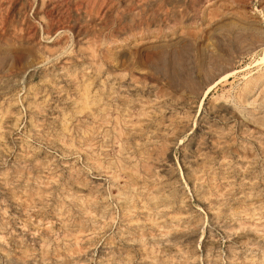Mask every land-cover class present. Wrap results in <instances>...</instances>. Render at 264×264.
I'll use <instances>...</instances> for the list:
<instances>
[{
    "label": "rangeland",
    "instance_id": "374dc122",
    "mask_svg": "<svg viewBox=\"0 0 264 264\" xmlns=\"http://www.w3.org/2000/svg\"><path fill=\"white\" fill-rule=\"evenodd\" d=\"M114 23L116 26H112ZM261 57H264V0H0V132L5 135L8 132L4 137L0 134V263L127 264L128 261V264H264V60ZM228 72L229 76L223 78ZM23 97L29 99L27 103ZM12 117L17 118L16 121ZM179 117L181 119L178 120ZM12 123L16 124L15 127ZM4 148L7 149L5 152ZM255 153H258L257 156ZM230 154L234 159L231 160ZM162 163H166L165 166ZM175 171H179V175ZM16 179L19 181L14 182ZM178 182L183 183L179 185ZM181 186L186 187V192ZM142 193L143 198H139ZM157 200L159 202H155ZM162 212L163 215H160ZM87 239L96 241L90 243ZM205 245H209L208 248Z\"/></svg>",
    "mask_w": 264,
    "mask_h": 264
},
{
    "label": "bare ground",
    "instance_id": "6f19581e",
    "mask_svg": "<svg viewBox=\"0 0 264 264\" xmlns=\"http://www.w3.org/2000/svg\"><path fill=\"white\" fill-rule=\"evenodd\" d=\"M35 1H36V0H35ZM72 1H73V0H72ZM93 1H94V0H93ZM142 1H143V0H142ZM49 4H50V3H49ZM13 5H14V4H13ZM31 5H32V4H31ZM16 6H17V5H16ZM110 6H111V5H110ZM11 7H12V6H11ZM6 8H7V7H6ZM15 8H16V7H15ZM29 8H31V6H30ZM12 9H13V8H12ZM32 9H34V8L32 7ZM86 9H87V8H86ZM10 10H11V9H10ZM10 10H9V11H10ZM30 10H31V9H30ZM119 11H121V10H119ZM30 12H31V11H30ZM81 12H82V11H81ZM87 12H88V11H87ZM113 16H114V15H113ZM128 19H129V17H128ZM85 20H86V19H85ZM93 21H94V20H93ZM113 22H114V21H113ZM123 23H124V22H123ZM138 24H139V23H138ZM114 25H115V23L112 24V26H114ZM115 26H116V25H115ZM91 27H92V26H91ZM108 27H110V26H108ZM61 28H62V27H61ZM61 28H60V29H61ZM106 28H107V27H106ZM115 28H116V27H115ZM62 29H63V28H62ZM57 30H58V29H57ZM114 30H115V29H114ZM85 31H86V30H85ZM79 32H80V31H79ZM93 32H94V31H93ZM93 32H92V33H93ZM102 32H103V31H102ZM106 32H107V31H106ZM53 33H54V32H53ZM56 33H57V32H56ZM59 33H60V32H59ZM67 33H68V32H67ZM113 34H114V33H113ZM58 35H59V34H58ZM106 35H107V33H106ZM61 37H62V36H61ZM100 37H101V36H100ZM112 37H113V36H112ZM49 38H50V36H49ZM100 39H101V38H100ZM97 41H98V40H97ZM98 42H99V41H98ZM67 43H68V42H67ZM89 44H90V43H89ZM92 45H93V44H92ZM68 46H69V45H68ZM89 49H90V48H89ZM66 50H67V48H66ZM97 51H98V50H97ZM98 52H99V51H98ZM99 55H100V54H99ZM99 58H100V57H99ZM48 60H49V59H48ZM48 60H47V61H48ZM261 60H264V57H261ZM47 61H45V62L48 63ZM101 61H102V60H101ZM45 62H44V63H45ZM50 62H51V61H50ZM78 63H79V62H78ZM100 63H101V62H100ZM85 64H86V63H85ZM102 64H103V63H102ZM73 65H74V63H73ZM76 65H77V64H75V66H76ZM86 65H87V64H86ZM89 65H90V64H89ZM49 66H50V65H49ZM70 66H71V65H70ZM77 66H78V65H77ZM79 66H80V65H79ZM79 66H78V67H79ZM36 67H37V66H36ZM36 67H35V68H36ZM57 67H58V66H57ZM71 67H72V66H71ZM71 67H69V68H71ZM98 67H99V66H98ZM100 67H101V66H100ZM73 68H74V67H73ZM76 68H77V67H76ZM105 68H106V67H105ZM109 68H110V67H109ZM60 69H62V71H63V68H60ZM90 69H92V67H91ZM26 70H27V69H26ZM45 70H46V69H45ZM71 70H73V69H71ZM79 70H80V68H79ZM94 70H95V69H93V71H94ZM121 70H123V69H121ZM234 70H235V69H234ZM244 70H245V69H244ZM31 71H32V70H31ZM31 71H30V72H31ZM54 71H55V70H54ZM57 71H58V70H57ZM68 71H69V70H68ZM74 71H75V70H74ZM102 71H103V70H102ZM107 71H108V70H107ZM110 71H111V70H110ZM227 71H228V70H227ZM229 71H230L231 73H233V72H232L233 70H232V71L229 70ZM235 71H236V70H235ZM235 71H234V72H235ZM24 72H25V71H24ZM30 72H29V74H30ZM32 72H34V71H32ZM44 72H45V71H44ZM46 72H47V71H46ZM72 72H73V71H72ZM91 72H92V71H91ZM99 72H101V71H99ZM103 72H104V71H103ZM108 72H109V71H108ZM112 72H113V71H112ZM140 72H141V71H140ZM230 72H228L227 74H225V75L223 76V78L228 77L229 74H230ZM47 73H48V72H47ZM53 73H55V72H53ZM86 73H87V72H85V75H86ZM117 73H118V72H117ZM120 73H121V72H120ZM126 73H127V72H126ZM236 73H237V72H236ZM50 74H51V73H50ZM57 74H58V73H57ZM69 74H70V73H69ZM89 74H90V70H89ZM93 74H94V72H93ZM96 74H97V73H96ZM96 74H94V75H96ZM106 74H107V73H106ZM112 74H113V73H112ZM123 74H124V73H123ZM131 74H132V73H131ZM223 74H224V73H223ZM16 75H17V74H16ZM32 75H33V73H32ZM43 75H44V74H43ZM51 75H52V74H51ZM54 75H55V74H54ZM63 75H64V74H63ZM75 75H76V74H75ZM87 75H88V74H87ZM90 75H91V74H90ZM101 75H102V74H101ZM107 75H108V74H107ZM110 75H111V74H110ZM116 75H117V74H116ZM118 75H119V74H118ZM17 76H18V75H17ZM30 76H31V75H30ZM45 76H46V75H45ZM49 76H50V75H49ZM52 76H53V75H52ZM97 76L99 77L100 75H97ZM112 76H115V75H112ZM122 76H123V75H122ZM131 76H132V75H131ZM220 76H221V75H220ZM2 77H3V76H2ZM22 77H23V76H22ZM77 77H78V76H77ZM86 77H87V76H86ZM88 77L91 78V76H88ZM128 77H129V76H128ZM30 78H31V77H30ZM57 78H58V77H57ZM59 78H60V77H59ZM59 78H58V79H59ZM61 78H62V77H61ZM94 78H95V76H94ZM94 78H93V79H94ZM99 78H100V77H99ZM99 78H98V80H99ZM106 78H107V77H106ZM115 78L117 79V77H115ZM121 78H123V77H121ZM130 78H131V77H130ZM18 79H20V78H18ZM38 79H40V78H38ZM47 79H48V78H47ZM58 79H57V80H58ZM62 79H63V78H62ZM68 79H69V78H68ZM68 79H67V80H68ZM84 79L87 80V78H84ZM88 79H89V78H88ZM152 79H154V77H153ZM2 80H4V79H2ZM41 80H42V77H41ZM49 80H50V77H49ZM60 80H61V79H60ZM60 80H58V81H60ZM89 80H90V79H89ZM94 80H95V79H94ZM105 80H106V79H105ZM105 80L103 79V81H105ZM117 80H118V79H117ZM16 81H17V80H16ZM24 81H25V79H24ZM27 81H28V80H27ZM31 81H32V80H31ZM42 81H43V80H42ZM47 81H48V80H47ZM54 81H55V80H54ZM95 81H96V80H95ZM95 81H94V82H95ZM139 81H140V78H139ZM149 81H150V80H149ZM248 81H249V80H248ZM259 81H260V79L257 80V83H258ZM7 82H8V81H6V83H7ZM62 82H63V81H62ZM64 82H65V81H64ZM87 82H88V81H87ZM89 82H90V81H89ZM108 82H109V81H108ZM108 82H107V83H108ZM110 82L113 84V82H112L111 80H110ZM123 82H125V81H123ZM142 82H143V81H142ZM155 82H157V81H155ZM224 82H225V81H224ZM251 82H252V81H251ZM3 83H4V82H3ZM16 83H17V82H16ZM26 83H27V82H26ZM69 83H70V82H69ZM90 83H92V82H90ZM90 83L88 84L89 86H90ZM103 83H104V82H103ZM111 83H109V84H111ZM132 83H133V82H132ZM147 83H148V82H147ZM147 83H146V84H147ZM158 83H159V82H158ZM222 83H223V82H222ZM13 84H14V83H13ZM32 84H33V83H32ZM44 84H45V83H43L42 85H44ZM86 84H87V83H85V85H86ZM114 84H115V83H114ZM118 84H120V83H118ZM118 84H117V85H118ZM125 84H126V83H125ZM130 84H131V83H130ZM140 84H141V83H140ZM150 84H151V83H150ZM253 84H254V83H253ZM2 85H3V84H2ZM22 85H23V84H22ZM24 85H25V84H24ZM65 85H67V87H68V84H65ZM65 85H64V86H65ZM107 85H108V84H107ZM117 85H116V86H117ZM121 85H122V84H121ZM127 85H128V84H127ZM135 85H136V84H135ZM155 85H157V83H156ZM231 85H232V84H231ZM16 86H17V85H16ZM16 86H15V87H16ZM26 86H27V85H26ZM35 86H36V84H35ZM35 86H34V87H35ZM64 86H63V87H64ZM80 86H81V85H80ZM91 86H92V85H91ZM96 86H99V85H96ZM119 86H120V85H119ZM132 86H133V88L135 87L134 85H132ZM146 86H147V85H146ZM157 86H158V85H157ZM164 86H166V85H164ZM254 86H255V85H254ZM0 87H1V86H0ZM3 87H5V85H4ZM9 87H10V86H9ZM12 87H13V86H12ZM20 87H21V86H20ZM30 87H31V85H30ZM46 87H47V85H46ZM85 87H87V85H86ZM107 87H108V86H107ZM111 87H115V86L112 85ZM124 87L126 88L125 85H124ZM129 87H130V86H129ZM140 87H141V86H140ZM142 87H143V86H142ZM232 87H233V86H232ZM7 88H8V87H7ZM37 88H38V87H37ZM41 88H42V87H41ZM41 88H40V86H39V89H40V90H41ZM64 88H65V87H64ZM68 88H69V87H68ZM88 88H91V87H88ZM104 88H105V87H104ZM116 88H117V87H116ZM153 88H154V87H153ZM253 88H254V87H253ZM1 89H2V88H1ZM1 89H0V90H1ZM15 89H16V88H15ZM20 89H21V88H20ZM33 89H35V88H33ZM53 89H54V88H53ZM82 89H83V88H82ZM106 89H107V88H106ZM112 89H113V88H112ZM123 89H124V88H123ZM230 89H231V88H230ZM6 90H7V89H6ZM25 90H26V89H25ZM45 90H46V89H45ZM50 90H51V89H50ZM71 90H72V89H71ZM73 90H74V89H73ZM75 90H76V89H75ZM91 90L94 91L93 89H91ZM95 90H96V89H95ZM134 90H135V89H134ZM137 90H139V89H137ZM140 90H141V89H140ZM251 90H252V88H251ZM8 91H9V90H8ZM20 91H21V90H20ZM67 91H68V90H67ZM119 91H120V90H119ZM125 91H126V90H125ZM125 91H124V92H125ZM144 91H145V90H144ZM3 92H4V91H3ZM6 92H7V91H6ZM12 92H13V91H12ZM48 92H49V91H48ZM48 92H46V93H48ZM95 92H96V91H95ZM102 92H103V91H102ZM139 92H140V91H139ZM146 92H147V90H146ZM150 92H151V91L149 90L148 93H150ZM172 92H173V91H172ZM18 93H19V92H18ZM27 93H28V92H27ZM56 93H57V92H56ZM76 93H77V92H76ZM91 93H92V92H90V94H91ZM97 93H98V92H97ZM109 93H110V92H109ZM111 93H113V92H111ZM133 93H134V92H133ZM135 93H136V92H135ZM1 94H2V93H1ZM11 94H12V93H11ZM20 94H21V93H20ZM20 94H18V95L20 96ZM24 94H25V93H24ZM28 94H29V93H28ZM28 94H27V95H28ZM30 94H31V93H30ZM49 94H50V93H49ZM69 94H71V93H69ZM72 94H73V93H72ZM99 94H100V92L98 93V95H99ZM129 94H130V93H129ZM131 94H132V93H131ZM137 94H138V93H137ZM139 94H140V93H139ZM144 94H145V93H144ZM169 94H171V92H170ZM227 94H228V93H227ZM31 95H32V94H31ZM41 95H42V94H41ZM74 95H75V94H74ZM132 95H133V94H132ZM132 95H131V96H132ZM148 95H149V94H148ZM150 95H151V94H150ZM234 95H235V94H234ZM254 95H255V94H254ZM259 95H260V94H259ZM3 96H4V94H3ZM16 96H17V95H16ZM22 96H23V95H22ZM50 96H51V95H50ZM50 96H49V98H50ZM95 96H96V93H95ZM102 96H103V95H102ZM170 96H171V95H170ZM251 96H252V95H251ZM0 97H2V96H0ZM9 97H10V96H9ZM28 97H29V96H28ZM52 97H53V95H52ZM52 97H51V99H52ZM89 97H90V96H89ZM97 97H98V96H97ZM103 97H104V96H103ZM132 97H133V96H132ZM165 97H166V96H165ZM245 97H246V96H245ZM39 98H40V97H39ZM47 98H48V97H47ZM54 98H55V97H54ZM94 98H95V97H94ZM124 98H125V97H124ZM142 98H143V97H142ZM194 98H195V97H194ZM263 98H264V97H263ZM1 99H2V98H1ZM20 99H21V98H19V100H20ZM24 99H26V98L23 97V100H24ZM78 99H79V98H77V100H78ZM80 99H81V98H80ZM102 99H104V98H102ZM161 99H162V98H161ZM5 100H6V99H5ZM16 100H17V99H16ZM16 100H14V102H15ZM28 100H29V99H28ZM28 100L26 99V102H25V103H27ZM45 100H46V99H45ZM53 100H54V99H53ZM83 100H84V99H83ZM93 100H94V99H93ZM107 100H108V99H107ZM194 100H195V99H194ZM247 100H248V99H247ZM3 101H4V100H3ZM55 101H56V100H55ZM89 101H90V100H89ZM99 101H100V100H99ZM114 101H115V100H114ZM128 101H129V100H128ZM177 101H178V100H177ZM214 101H215V100H214ZM262 101H264V100H262ZM17 102H18V101H17ZM52 102H53V101H52ZM65 102H66V101H65ZM78 102H79V101H78ZM184 102H185V101H184ZM29 103H30V102H29ZM29 103H28V104H29ZM32 103H33V102H32ZM39 103H40V102H39ZM41 103H42V100H41ZM61 103H62V102H61ZM68 103H69V102H68ZM74 103H75V102H74ZM83 103H84V102H83ZM90 103H91V104H94V103H92V102H90ZM101 103H102V102H101ZM105 103H108V102H105ZM161 103H162V102H161ZM163 103H164V102H163ZM166 103H167V102H166ZM190 103H191V102H190ZM20 104H21V103H20ZM30 104H31V103H30ZM54 104H55V103H54ZM64 104H65V103H64ZM64 104H63V105H64ZM70 104H72V103H70ZM70 104H69V105H70ZM96 104H98V103H96ZM99 104H100V103H99ZM111 104H112V103H111ZM168 104H169V103H168ZM179 104H180V103H179ZM194 104H195V103H194ZM211 104H212V103H211ZM3 105H4V104H3ZM24 105H26V104H24ZM50 105H51V104H50ZM60 105H61V104H60ZM82 105H83V104H82ZM85 105H86V104H85ZM170 105H171V104H170ZM172 105H173V104H172ZM181 105H182V104H181ZM213 105H214V104H213ZM213 105H211V106H213ZM10 106H12V105H10ZM13 106H14V104H13ZM15 106H16V105H15ZM27 106H29V105H27ZM67 106H68V105H67ZM71 106H72V105H71ZM74 106H75V105H74ZM77 106H78V105H77ZM94 106H95V105H94ZM107 106H108V105H107ZM112 106H113V105H112ZM167 106H168V105H167ZM177 106H179V105H177ZM195 106H196V105H195ZM8 107H9V106H8ZM30 107H31V105H30ZM39 107H40V106H39ZM118 107H119V106H118ZM163 107H164V106H163ZM179 107H180V106H179ZM184 107H185V106H184ZM217 107H219V106H217ZM253 107H254V106H253ZM3 108H5V107H3ZM26 108H27V107H26ZM31 108H32V107H31ZM40 108H41V107H40ZM56 108H57V107H56ZM69 108H70V107H69ZM76 108H77V107H76ZM86 108H87V107H86ZM100 108H101V107H100ZM116 108H117V107H116ZM165 108H166V107H165ZM214 108H215V107H214ZM0 109H1V108H0ZM9 109H11V108H9ZM66 109H67V108H66ZM71 109H72V107H71ZM80 109H81V108H80ZM101 109H102V108H101ZM181 109H182V108H181ZM181 109H179V110H181ZM191 109H192V108H191ZM194 109H195V108H194ZM219 109H220V108H219ZM226 109H227V108H226ZM1 110H2V109H1ZM18 110H19V109H18ZM26 110H27V109H26ZM29 110H30V109H29ZM33 110H34V109H33ZM35 110H36V109H35ZM46 110H47V109H46ZM51 110H52V109H51ZM54 110H55V109H54ZM64 110H65V109H64ZM68 110H69V109H68ZM94 110H95V109H94ZM94 110H93V111H94ZM120 110H121V109H120ZM135 110H136V109H135ZM163 110H164V109H163ZM166 110H167V109H166ZM174 110H175V109H174ZM188 110H189V109H188ZM208 110H209V109H208ZM9 111H11V110H9ZM14 111H15V110H14ZM16 111H17V110H16ZM27 111H28V110H27ZM59 111H60V110H59ZM82 111H83V110H82ZM82 111H81V112H82ZM86 111H87V110H86ZM158 111H159V110H158ZM172 111H173V110H172ZM223 111H224V110H223ZM233 111H234V110H233ZM29 112H30V111H29ZM32 112H33V111H32ZM35 112H36V111H35ZM35 112H34V113H35ZM87 112H88V111H87ZM111 112H112V111H111ZM121 112H123V111H121ZM162 112H163V111H162ZM173 112H174V111H173ZM177 112H178V111H177ZM193 112H194V111H193ZM20 113H21V112H20ZM23 113H24V111H23ZM49 113H50V112H49ZM53 113H55V111H54ZM64 113H65V112H64ZM69 113H71V112L69 111ZM73 113H74V112H73ZM100 113H101V112H100ZM130 113H131V112H130ZM158 113H160V112H158ZM168 113H169V112H168ZM178 113H179V112H178ZM1 114H3V113H1ZM15 114H16V113H15ZM17 114H18V112H17ZM26 114H27V113H26ZM26 114H25V115H26ZM36 114H37V113H36ZM45 114H46V113H45ZM76 114H77V113H76ZM155 114H157V113L155 112ZM165 114H166V112H165ZM173 114H174V113H173ZM220 114H221V116H222V115L224 116V114H222V113H220ZM227 114H228V113H227ZM231 114H232V113H231ZM231 114H230V115H231ZM28 115H30V114H28ZM59 115H60V114H59ZM64 115H65V114H64ZM111 115H112V114H111ZM169 115H170V114H169ZM217 115H219V114H217ZM7 116H8V115H7ZM9 116H10V115H9ZM35 116H37V115H35ZM62 116H63V115H62ZM69 116H70V115H69ZM72 116H73V114H72ZM113 116H114V115H113ZM154 116H155V115H154ZM157 116H158V115H157ZM164 116H165V115H164ZM219 116H220V115H219ZM219 116H218V117H219ZM10 117H11V116H10ZM13 117H14V115H13ZM13 117H12V118H13ZM18 117L20 118L21 115H20V116L18 115ZM23 117H24V116H23ZM29 117H30V116H29ZM33 117H34V115H33ZM48 117H49V116H48ZM65 117H66V116H64V118H65ZM79 117H80V116H79ZM91 117H92V116H91ZM192 117H193V116H192ZM204 117H205V116H204ZM225 117H226V116H225ZM236 117H237V115H236ZM31 118H32V115H31ZM34 118H35V117H34ZM34 118H33V119H34ZM45 118H46V116H45ZM45 118H44V119H45ZM55 118H56V117H55ZM60 118H61V117H60ZM119 118H120V117H119ZM200 118H201V117H200ZM216 118H217V117H216ZM222 118H223V117H222ZM6 119H7V118H6ZM10 119H11V118H10ZM15 119H17V118H15ZM15 119L13 118V120H15ZM74 119H75V118H74ZM79 119H80V118H79ZM121 119H122V118H121ZM152 119H153V118H152ZM152 119H151V120H152ZM159 119H160V118H159ZM179 119H181V118L179 117L178 120H179ZM193 119H194V118H193ZM193 119H191V120H193ZM228 119H230V118H228ZM233 119H234V118H233ZM258 119H259V117H258ZM258 119H257V121H258ZM13 120H12V121H13ZM30 120H31V119H30ZM45 120H46V119H45ZM77 120H78V119H77ZM81 120H82V118H81ZM134 120H135V119H134ZM151 120H150V121H151ZM176 120H177V119H176ZM211 120H212V119H211ZM211 120H210V121H211ZM231 120H232V119H231ZM3 121H5V120H3ZM15 121H16V120H15ZM27 121H29V120H27ZM60 121H61V120H60ZM78 121H79V120H78ZM158 121L160 122V120H158ZM158 121H157V122H158ZM168 121H170V120L168 119ZM188 121H190V120H188ZM222 121H224V120H222ZM232 121H233V120H232ZM259 121H260V120H259ZM33 122H35V121H33ZM49 122H50V121H49ZM73 122H74V121H73ZM89 122H90V121H89ZM157 122H156V124H158ZM173 122H174V121H173ZM193 122H194V121H193ZM205 122H206V120H205ZM224 122H225V121H224ZM224 122H223V123H224ZM230 122H231V121H230ZM1 123H3V122H1ZM15 123H16V122H15ZM15 123H14V124H15ZM22 123H23V122H22ZM31 123H32V122H31ZM78 123H82V122H78ZM152 123H153V122H152ZM177 123H178V121H177ZM189 123H190V122H189ZM206 123H207V122H206ZM206 123H205V124H206ZM5 124H6V123H5ZM19 124H20V123H19ZM87 124H88V123H87ZM168 124H169V123H168ZM193 124H194V123H193ZM193 124H191V125H193ZM200 124H201V123H200ZM233 124H235V122H234ZM12 125H13V123H12ZM15 125H16V124H15ZM15 125H13V126L15 127ZM28 125H29V124H28ZM30 125H32V124H30ZM39 125H40V124H39ZM53 125H54V124H53ZM56 125H57V124H56ZM111 125H112V122H111ZM158 125H159V124H158ZM170 125H172V124H170ZM178 125H179V124H178ZM213 125H215V124H213ZM216 125H217V124H216ZM216 125H215V126H216ZM219 125H220V124H219ZM221 125H222V124H221ZM224 125H226V124H224ZM263 125H264V124H263ZM13 126H12L11 128H14ZM18 126H20V125H18ZM23 126H24V125H23ZM154 126H156V125H154ZM176 126H177V125H176ZM209 126H210V125H209ZM217 126H218V125H217ZM244 126H245V125H244ZM0 127H1V126H0ZM8 127H9V126H8ZM29 127H30V126H29ZM31 127H32V126H31ZM31 127H30V128H31ZM54 127H55V126H54ZM73 127H74V126H73ZM107 127H108V126H107ZM178 127H179V126H178ZM191 127H192V126H191ZM218 127H219V126H218ZM233 127H234V126H233ZM239 127H240V126H239ZM260 127H261V126H260ZM57 128H58V125H57ZM74 128H75V127H74ZM74 128H73V129H74ZM124 128H125V127H124ZM124 128H123V129H124ZM145 128H146V127H145ZM157 128H160V127H157ZM247 128H248V127H247ZM247 128H246V129H247ZM25 129H26V126H25ZM32 129H33V128H32ZM142 129L144 130V128H142ZM167 129H168V128H167ZM167 129H166V130H167ZM170 129H171V128H170ZM188 129H189V128H188ZM191 129H192V128H191ZM191 129H190V130H191ZM201 129H203V128H201ZM204 129H205V128H204ZM206 129H207V128H206ZM217 129H219V128H217ZM220 129H222V128H220ZM256 129H257V128H256ZM11 130H12V129H11ZM17 130H18V129H17ZM27 130H28V128H27ZM39 130H40V129H39ZM39 130H38V131H39ZM50 130H51V129H50ZM109 130H110V129H109ZM109 130H108V131H109ZM145 130H146V129H145ZM147 130H148V129H147ZM158 130H159V129H158ZM184 130L187 131V129H184ZM197 130H198V129H197ZM199 130H200V129H199ZM229 130H230V129H229ZM240 130H241V129H240ZM0 131H1V130H0ZM22 131H23V130H22ZM45 131H46V130H45ZM45 131H44V132H45ZM51 131H52V130H51ZM57 131H59V130H57ZM160 131H161V130H159V132H160ZM167 131H168V130H167ZM167 131H166V132H167ZM182 131H183V130H182ZM201 131H202V130H201ZM201 131H200V132H201ZM205 131H206V130H205ZM221 131H222V130H221ZM230 131H231V130H230ZM237 131H238V130H237ZM15 132H16V131H15ZM28 132L30 133V131H28ZM143 132H144V131H143ZM143 132H142V133H143ZM189 132H190V131H189ZM208 132H209V131H208ZM252 132H253V131H252ZM252 132H251V133H252ZM7 133H8V132H6V135H7ZM26 133H27V131H26ZM31 133H32V132H31ZM31 133H30V134H31ZM56 133H57V132H56ZM58 133H60V131H59ZM62 133H63V132H62ZM142 133H141V134H142ZM144 133H145V132H144ZM144 133H143V134H144ZM183 133H184V132H183ZM183 133H181V134H183ZM186 133H187V132H186ZM232 133H233V132H232ZM235 133H236V132H235ZM0 134H1V132H0ZM2 134H3V133H2ZM2 134H1V135H2ZM30 134H29V136H30ZM35 134H36V133H35ZM47 134H48V133H47ZM52 134H53V133H52ZM105 134H106V133H105ZM108 134H110V133H108ZM133 134H134V133H133ZM175 134H176V133H175ZM199 134H202V133H199ZM247 134H248V133H247ZM253 134H254V133H253ZM262 134H263V133H262ZM1 135H0V136H1ZM4 135H5V134H3L2 136L4 137ZM6 135H5V136H6ZM25 135H26V134H25ZM27 135H28V134H27ZM41 135H42V134H41ZM56 135H57V134H56ZM90 135L93 136L92 134H90ZM110 135H111V134H110ZM178 135H179V134H178ZM196 135H197V134H196ZM202 135H203V134H202ZM208 135H210V133H209ZM224 135H225V134H224ZM23 136H24V134H23ZM29 136H27V137H29ZM42 136H43V135H42ZM72 136H73V135H72ZM111 136H112V135H111ZM130 136H131V135H129V137H130ZM176 136H177V135H176ZM176 136H175V137L173 136V137H174V138H177ZM186 136H187V135H186ZM212 136H213V135H212ZM225 136H226V135H225ZM251 136H252V135H251ZM251 136H250V137H251ZM14 137H15V136H14ZM37 137H38V136H37ZM53 137H54V136H53ZM55 137H56V136H55ZM85 137H86V136H85ZM97 137H98V136H97ZM155 137H156V136H155ZM158 137H159V136H158ZM182 137H183V136H182ZM193 137H194V136H193ZM222 137H223V136H222ZM31 138H32V137H31ZM74 138H75V137H74ZM108 138H109V137H108ZM140 138H141V137H140ZM196 138H197V136H196ZM210 138H211V137H210ZM213 138H214V137H213ZM1 139H2V138H1ZM22 139H23V138H22ZM32 139H33V138H32ZM55 139H56V138H55ZM151 139H152V138H151ZM158 139H159V138H158ZM181 139H182V138H181ZM183 139H184V138H183ZM186 139H188V138H186ZM189 139H190V138H189ZM244 139H245V138H244ZM251 139H252V137H251ZM253 139H254V138H253ZM8 140H9V139H8ZM20 140H21V139H20ZM23 140H25V139H23ZM57 140H58V139H57ZM67 140H68V139H67ZM88 140H89V139H88ZM142 140H143V139H142ZM142 140H141V141H142ZM175 140H176V139H175ZM194 140H195V139H194ZM204 140H205V139H204ZM209 140H210V139H209ZM230 140H231V139H230ZM240 140H241V139H240ZM262 140H263V139H262ZM4 141H5V140H4ZM15 141H16V140H15ZM21 141H22V140H21ZM38 141H39V140H38ZM42 141H43V140H42ZM131 141H132V140H131ZM139 141H140V140H139ZM189 141H190V140H189ZM196 141H197V140H196ZM252 141H253V140H252ZM2 142H3V140H2ZM11 142H12V141H11ZM76 142H77V141H76ZM95 142H97V141H95ZM108 142H110L109 139H108ZM129 142H130V141H129ZM154 142H155V141H154ZM173 142L178 143V142H176V141H173ZM191 142H192V141H191ZM203 142H204V141H203ZM206 142H207V141H206ZM221 142H222V141H221ZM245 142H246V141H245ZM260 142H261V141H260ZM0 143H1V142H0ZM8 143H9V142H8ZM20 143H21V142H20ZM43 143H44V142H43ZM53 143H54V140H53ZM110 143H111V142H110ZM143 143H144V142H143ZM229 143H230V142H229ZM233 143H234V142H233ZM3 144H5V143H3ZM15 144H16V143H15ZM234 144H235V143H234ZM236 144H237V143H236ZM238 144H239V143H238ZM253 144H254V143H253ZM7 145H8V144H7ZM16 145H17V144H16ZM26 145L28 146V143H27ZM110 145H111V144H110ZM141 145H142V144H141ZM150 145H151V144H150ZM198 145H200V144H198ZM201 145H202V143H201ZM230 145H231V143H230ZM2 146H3V145H2ZM2 146H1V147H2ZM37 146H38V145H37ZM39 146H41V145H39ZM47 146H48V145H47ZM54 146H55V145H54ZM79 146H80V145H79ZM88 146H89V145H88ZM95 146H97V145H95ZM168 146H170V145H168ZM175 146H176V144H175ZM184 146H185V145H184ZM190 146H191V145H190ZM202 146H203V145H202ZM207 146H208V145H207ZM244 146H246V145H244ZM255 146H256V145H255ZM6 147H7V146H6ZM11 147H12V146H11ZM22 147H23V146H22ZM33 147H34V146H33ZM33 147H32V148H33ZM89 147H90V146H89ZM104 147H106V146L104 145ZM115 147H116V146H115ZM115 147H114V148H115ZM132 147H133V146H132ZM172 147H173V146H172ZM172 147H171V148H172ZM199 147H200V146H199ZM205 147H206V145H205ZM225 147H226V145H225ZM7 148H8V147H7ZM18 148H19V147H18ZM34 148H36V146H35ZM34 148H33V149H34ZM55 148H56V147H55ZM55 148H54V149H55ZM60 148H62V147H60ZM91 148H92V147H91ZM97 148H98V147H97ZM184 148H185V147H184ZM188 148H189V147H188ZM207 148H208V147H207ZM207 148H205V149H207ZM223 148H224V147H223ZM229 148H230V147H229ZM234 148H235V147H234ZM256 148H258V147H256ZM2 149H3V148H2ZM5 149H6V148H4V152H5ZM19 149H20V148H19ZM23 149H24V148H23ZM28 149L31 151L30 146H29ZM36 149H38V148H36ZM47 149H48V148H47ZM47 149H45V150H47ZM63 149H64V146H63ZM65 149H66V148H65ZM167 149H168V148H167ZM197 149H198V148H197ZM201 149H202V148H201ZM212 149H213V148H212ZM225 149H226V148H225ZM236 149H237V148H236ZM251 149H252V148H251ZM6 150H7V149H6ZM13 150H14V149H13ZM15 150H16V149H15ZM34 150H35V149H34ZM39 150H40V148H39ZM43 150H44V149H43ZM49 150H50V149H49ZM49 150H48V151H49ZM55 150H56V149H55ZM59 150H60V149H59ZM59 150H58V151H59ZM61 150H62V149H61ZM66 150H67V149H66ZM73 150H74V149H73ZM174 150H175V149H174ZM187 150H188V149H187ZM189 150H190V149H189ZM191 150H192V149H191ZM198 150H200V149H198ZM203 150H204V149H203ZM228 150H230V149H227V151H228ZM256 150H257V149H256ZM25 151H26V150H25ZM51 151H52V150H51ZM67 151H68V150H67ZM71 151H72V150H71ZM75 151H76V150H75ZM75 151H74L73 153H75ZM193 151H194V150H193ZM193 151H192V153H193ZM207 151H208V150H207ZM231 151H232V150H231ZM254 151H255V150H254ZM262 151H263V150H262ZM18 152H20V151H18ZM21 152H22V150H21ZM62 152H63V151H62ZM62 152H60V153H62ZM77 152H78V151H77ZM95 152H96V151H95ZM188 152H189V151H188ZM190 152H191V151H190ZM210 152H211V151H210ZM228 152H230V151H228ZM240 152H241V151H239V153H240ZM246 152H247V149H246ZM246 152H245V153H246ZM255 152H256V151H255ZM2 153H3V151H2ZM2 153H1V154H2ZM6 153H7V152H6ZM11 153H12V152H11ZM25 153H26V152H25ZM25 153H24V154H25ZM28 153H29V152H28ZM50 153H51V152H50ZM66 153H67V152H66ZM66 153H65V154H66ZM70 153H71V152H70ZM252 153H253V152H252ZM258 153H259V152H258ZM258 153H257V154H258ZM9 154H10V153H9ZM37 154H39V153H37ZM47 154H48V153H47ZM62 154H63V153H62ZM78 154H79V153H78ZM78 154H77V155H78ZM82 154H83V153H82ZM168 154H169V153H168ZM168 154H167V155H168ZM186 154H187V153H186ZM203 154H204V153H202V155H203ZM210 154H211V153H210ZM212 154H213V153H212ZM226 154H227V153H226ZM233 154H234V153H233ZM240 154H241V153H240ZM255 154H256V153H255ZM255 154H254V155H255ZM257 154H256L255 156H257ZM262 154H263V152H262ZM19 155H20V154H19ZM42 155H43V154H42ZM53 155H54V154H52V156H53ZM71 155H72V154H71ZM170 155H171V154H170ZM189 155H190V154H189ZM200 155H201V154H200ZM207 155H209V154H207ZM230 155H231V154H230ZM0 156H1V155H0ZM25 156H27V154H25ZM44 156H45V155H44ZM49 156H50V155H49ZM54 156H55V155H54ZM59 156H60V155H59ZM65 156H66V155H65ZM84 156H85V155H84ZM95 156H96V155H95ZM187 156H188V155H187ZM187 156H186V158H187ZM194 156H195V155H194ZM204 156H205V155H204ZM240 156H241V155H240ZM247 156H248V154H247ZM8 157H9V156H8ZM28 157H29V155H28ZM35 157H36V156H35ZM47 157H48V156H47ZM62 157H63V156H62ZM67 157H68V156H67ZM74 157H75V156H74ZM78 157H79V156H78ZM78 157H77V158H78ZM85 157H86V156H85ZM85 157H84V158H85ZM151 157H152V155H151ZM192 157H193V156H192ZM206 157H207V156H206ZM229 157H230V156H229ZM231 157H232V155H231ZM231 157H230V158H231ZM235 157H236V155H235ZM245 157H246V156H245ZM252 157H254V156H252ZM6 158H7V157H6ZM14 158H15V157H14ZM42 158H43V157H42ZM94 158H95V157H94ZM182 158H183V157H182ZM196 158H197V157H196ZM226 158H227V157H226ZM260 158H261V157H260ZM7 159H8V158H7ZM15 159H16V158H15ZM26 159H27V158H26ZM36 159H37V158H36ZM85 159H86V158H85ZM145 159H146V157H145ZM183 159H184V158H183ZM193 159H194V158H193ZM203 159H204V158H203ZM217 159H218V158H217ZM232 159H234V158L232 157L231 160H232ZM40 160H41V158H40ZM54 160H55V159H54ZM54 160H53V161H54ZM56 160H57V159H56ZM56 160H55V161H56ZM58 160H61V158H60V159L58 158ZM66 160H67V159H66ZM66 160H65V162H66ZM81 160H82V159H81ZM190 160H192V159L189 158V161H190ZM212 160H213V159H212ZM228 160H229V159H228ZM235 160H236V159H235ZM238 160H239V159H238ZM251 160H252V159H251ZM256 160H257V159H256ZM258 160H259V159H258ZM16 161H17V160H16ZM20 161H21V160H20ZM33 161H34V160H33ZM53 161H52V162H53ZM83 161H84V160H83ZM107 161H108V160H107ZM123 161H124V160H123ZM149 161H150V160H149ZM192 161H193V160H192ZM195 161H196V160H195ZM259 161H262V160L260 159ZM1 162H2V161H1ZM5 162H6V161H5ZM5 162H4V163H5ZM25 162H26V161H25ZM41 162H42V161H41ZM61 162H64V161L61 160ZM76 162H77V161H76ZM139 162H140V161H139ZM143 162H144V161H143ZM145 162H146V161H145ZM150 162H152V161H150ZM156 162H157V161H156ZM167 162H168V161H167ZM193 162H194V161H193ZM206 162H207V161H206ZM216 162H217V161H216ZM221 162H222V161H221ZM236 162H237V161H236ZM243 162H244V161H243ZM8 163H9V162H8ZM16 163H18V161H17ZM23 163H24V162H23ZM39 163H40V162H39ZM39 163H38V164H39ZM42 163H43V162H42ZM84 163H85V162H84ZM88 163H89V162H88ZM111 163L113 164L114 162H111ZM123 163H124V162H123ZM153 163H154V161H153ZM170 163H171V161H170ZM195 163H196V162H195ZM199 163H200V162H199ZM209 163H210V162H209ZM213 163H214V162H213ZM2 164H3V163H2ZM5 164H6V163H5ZM13 164H14V163H13ZM85 164H87V161H86ZM115 164H116V163H115ZM144 164H145V163H144ZM148 164H149V163L147 162V166H149ZM159 164H160V163H159ZM162 164H164V163H162ZM165 164H166V163H165ZM165 164H164V166H165ZM172 164H173V163H172ZM172 164H170V165H172ZM189 164H190V163H189ZM215 164H217V163H215ZM6 165H7V164H6ZM15 165H16V164H15ZM18 165H19V164H18ZM27 165H28V162H27ZM33 165H34V164H33ZM40 165H41V164H40ZM53 165H54V164H53ZM53 165H52V167H53ZM74 165H75V164H74ZM82 165H83V164H82ZM153 165H156V164H153ZM153 165H152V166H153ZM242 165H243V164H242ZM242 165H240V166H242ZM248 165H250V164H248ZM253 165H254V164H253ZM0 166H1V165H0ZM4 166H5V165H4ZM11 166H12V165H11ZM25 166H26V165H25ZM49 166H50V165H49ZM59 166H60V165H59ZM88 166H89V165H88ZM88 166H87V167H88ZM111 166H112V165H111ZM129 166H130V165H129ZM140 166H141V165H140ZM143 166H144V165H143ZM145 166H146V165H145ZM183 166H184V165H183ZM229 166H230V165H229ZM229 166H228V167H229ZM258 166H259V165H258ZM262 166H263V165H262ZM62 167H63V165H62ZM80 167H81V166H80ZM162 167H163V166H162ZM195 167H196V166H195ZM211 167H213V166H211ZM216 167H217V166H216ZM230 167H231V166H230ZM4 168H5V167H4ZM4 168H3V169H4ZM19 168H20V166H19ZM23 168H24V167H23ZM36 168H37V167H36ZM38 168H40V167H38ZM56 168H57V167H56ZM77 168H78V167H77ZM92 168H93V167H92ZM92 168H91V169H92ZM109 168H110V167H109ZM111 168H112V167H111ZM128 168H129V167H128ZM139 168H140V167H139ZM144 168H145V167H144ZM144 168H143V169H144ZM170 168H171V167H170ZM174 168L176 169L177 167L175 166ZM180 168H183V167L181 166ZM235 168H236V167H235ZM263 168H264V167H263ZM0 169H1V168H0ZM13 169H14V168H13ZM15 169H16V168H15ZM21 169H22V167H21ZM33 169H34V168H33ZM91 169H89V171H90ZM132 169H133V167H132ZM145 169H146V168H145ZM149 169H150V168H149ZM165 169H166V168H165ZM228 169H229V168H228ZM250 169H251V168H250ZM7 170H8V169H7ZM40 170H41V169H40ZM64 170H65V168H64ZM83 170H84V169H83ZM85 170H86V169H85ZM98 170H99V169H98ZM111 170H112V169H111ZM126 170H127V169H126ZM150 170H152V169H150ZM176 170H177V169H176ZM181 170H182V169H181ZM192 170H194V169L192 168ZM207 170H209V169H207ZM219 170H220V169H219ZM248 170H249V169H248ZM4 171H6V170H4ZM15 171H16V170H15ZM76 171H77V170H76ZM79 171H80V169H79ZM93 171H96V170H93ZM99 171H100V170H99ZM99 171H98V172H99ZM113 171H114V170H113ZM128 171H129V169H128ZM139 171H140V170H139ZM157 171H159V170H157ZM164 171H165V170H164ZM171 171H172V170H171ZM183 171H184V170H183ZM227 171H228V170H227ZM236 171H237V170H236ZM245 171H246V170H245ZM258 171H259V170H258ZM7 172H8V171H7ZM18 172H19V171H18V169H17V173H18ZM27 172H28V171H27ZM34 172H35V171H34ZM37 172H38V171H37ZM45 172H46V171H45ZM61 172H62V171H61ZM81 172H82V171H81ZM81 172H80V173H81ZM83 172H84V171H83ZM101 172H102V171H101ZM142 172H143V171H142ZM154 172H155V171H153V173H154ZM161 172H162V171H161ZM161 172L159 171V173H161ZM175 172H176V171H175ZM178 172H179V171H178ZM178 172H176V173L178 174ZM181 172H182V171H181ZM185 172H186V171H185ZM220 172H221V171H220ZM225 172H226V171H225ZM229 172H230V171H229ZM240 172H241V171H240ZM246 172H247V171H246ZM0 173H1V171H0ZM2 173H4V172H2ZM25 173H26V171H25ZM28 173H29V172H28ZM40 173H41V172H40ZM68 173H69V172H68ZM143 173H144V172H143ZM146 173H147V172H146ZM156 173H157V172H156ZM186 173H187V172H186ZM215 173H216V172H215ZM227 173H228V172H226V174H227ZM6 174H7V173H6ZM10 174H11V173H10ZM12 174H13V173H12ZM35 174H36V173H35ZM63 174H64V173H63ZM82 174H83V173H82ZM98 174H99V173H98ZM131 174H132V172H131ZM134 174H136V173H134ZM147 174H148V173H147ZM149 174H151V173H149ZM163 174H166V173H163ZM177 174H176V175H177ZM232 174H233V173H232ZM37 175H38V174H37ZM64 175H65V174H64ZM78 175H79V174H78ZM80 175H81V174H80ZM100 175H101V174H100ZM103 175H104V174H103ZM103 175H102V176H103ZM138 175H139V173H138ZM168 175H169V174H168ZM178 175H179V174H178ZM233 175H234V174H233ZM8 176H9V175H8ZM21 176H22V175H20L19 177H21ZM30 176H31V175H30ZM39 176H40V175H39ZM60 176H61V175H60ZM125 176H126V175H125ZM128 176H130V175H128ZM163 176H164V175H163ZM173 176H174V175H173ZM229 176H230V175H229ZM262 176H263V175H262ZM1 177H2V176H1ZM19 177H17V178H19ZM37 177H38V176H37ZM70 177H71V176H70ZM72 177H73V176H72ZM76 177H77V176H76ZM79 177H80V176H79ZM89 177H90V176H89ZM96 177H98V176H96ZM104 177H105V176H104ZM131 177H133V176H131ZM138 177H139V176H138ZM157 177H158V176H157ZM165 177H166V176H165ZM183 177H184V175H183ZM189 177H190V176H189ZM233 177H234V176H233ZM4 178H6V177H4ZM66 178H67V176H66ZM66 178H65V179H66ZM90 178H91V177H90ZM123 178H124V177H123ZM160 178H161V177H160ZM170 178H171V177H170ZM176 178H177V177H176ZM238 178H239V177H238ZM252 178H254V177H252ZM255 178H256V177H255ZM11 179H12V178H11ZM33 179H34V178H33ZM33 179H32V180H33ZM35 179H36V178H35ZM60 179H61V178H60ZM65 179H64V180H65ZM77 179H78V178H77ZM102 179H103V178H102ZM174 179H175V178H174ZM198 179H199V178H198ZM260 179H262V178H260ZM3 180H4V179H3ZM58 180H59V178H58ZM68 180H69V179H68ZM74 180H75V178H74ZM91 180H92V179H91ZM166 180H167V179H166ZM179 180H180V178H179ZM182 180H183V179H182ZM187 180H189V179L187 178ZM187 180H186V182H187ZM235 180H236V178H235ZM6 181H7V180H6ZM8 181H9V180H8ZM18 181H19V180H18ZM18 181H17V179H16V181L14 180V182H18ZM37 181H38V180H37ZM59 181H60V180H59ZM65 181H66V180H65ZM71 181H72V180H71ZM77 181H78V180H77ZM84 181H85V180H84ZM102 181H104V180H102ZM105 181H106V180H105ZM120 181H121V180H120ZM132 181H133V179H132ZM156 181H157V180H156ZM164 181H165V180H164ZM232 181H233V180H232ZM232 181H231V182H232ZM23 182H24V181H23ZM66 182H67V181H66ZM66 182H65V185H66ZM68 182H69V181H68ZM72 182H74V181H72ZM72 182H71V183H72ZM90 182H91V181H90ZM121 182H122V181H121ZM167 182H169V181H167ZM186 182H185V183H186ZM188 182H189V181H188ZM237 182H238V181H237ZM25 183H26V182H25ZM27 183H28V182H27ZM52 183H53V182H52ZM77 183H78V182H77ZM80 183H81V182H80ZM111 183H112V182H111ZM115 183H116V182H115ZM159 183H161V182H159ZM179 183H180V182H178V184H179ZM182 183H183V182H182ZM182 183H181V184H182ZM194 183H195V182H194ZM232 183H233V182H232ZM242 183H244V182H242ZM258 183H260V182H258ZM261 183H262V182H261ZM4 184H5V183H4ZM13 184H14V183H13ZM20 184H21V183H20ZM22 184H23V183H22ZM53 184H54V183H53ZM93 184H94V183H93ZM128 184H130V183H128ZM135 184H136V183H135ZM181 184H179V185H181ZM187 184H188V186H189V183H187ZM233 184H234V183H233ZM10 185H11V184H10ZM10 185H9V186H10ZM29 185H31V184H29ZM57 185H58V184H57ZM125 185H126V184H125ZM132 185H134V184H132ZM150 185H151L152 188L155 187L153 184H150ZM195 185H196V184H195ZM258 185H259V184H258ZM262 185H263V184H262ZM1 186H2V185H1ZM63 186H64V184H63ZM72 186H74V183H73ZM72 186H71V187H72ZM92 186H93V185H92ZM106 186H107V185H106ZM28 187H29V186H28ZM32 187H33V186H32ZM56 187H57V186H56ZM75 187H76V186H75ZM75 187H74V188H75ZM90 187H91V186H90ZM119 187H120V186H119ZM121 187H122V186H121ZM136 187H137V186H136ZM177 187H178V186H177ZM181 187H182V186H181ZM192 187H193V186H192ZM196 187H197V186H196ZM196 187H195V188H196ZM15 188H16V190H18V189H17V186H16ZM66 188H67V187H66ZM80 188H81V187H80ZM91 188H92V187H91ZM93 188H94V187H93ZM102 188H103V187H102ZM104 188H105V187H104ZM107 188H108V187H107ZM107 188H106V189H107ZM182 188L184 189V188H186V187H182ZM201 188H202V187H201ZM254 188H255V187H254ZM261 188H262V187H261ZM28 189H29V188H28ZM46 189H48V188H46ZM53 189H54V188H53ZM61 189H62V188H61ZM68 189H70V188L68 187ZM81 189H82V188H81ZM121 189H122V188H121ZM159 189H160V188H159ZM164 189H165V187H164ZM170 189H171V188H170ZM174 189H175V188H174ZM190 189H191V188H190ZM246 189H247V188H246ZM5 190H6V189H5ZM11 190H12V189H11ZM25 190H26V188H25ZM64 190H65V189H64ZM98 190H99V188H98ZM137 190H138V188H136V191H137ZM175 190H176V189H175ZM175 190H174V191H175ZM179 190H180V189H179ZM184 190H185V189H184ZM187 190H188V188H187ZM198 190H199V187H198ZM251 190H252V189H251ZM262 190H264V189L262 188ZM0 191H1V190H0ZM8 191H10V189H9ZM20 191H21V190H20ZM56 191H58V190H56ZM79 191H80V190H79ZM93 191H95V190H93ZM127 191H128V190H127ZM153 191H154V190H153ZM171 191H172V190H171ZM171 191H170V192H171ZM176 191H177V190H176ZM15 192H16V191H15ZM32 192H33V191H32ZM54 192H55V191H54ZM63 192H64V191H63ZM72 192H73V191H72ZM75 192H76V191H75ZM102 192H103V191H102ZM102 192H101V193H102ZM106 192H107V191H106ZM168 192H169V191H168ZM178 192H179V191H178ZM178 192H177V193H178ZM180 192H181V191H180ZM180 192H179V193H180ZM185 192H186V190H185ZM192 192H193V191H192ZM196 192H197V191H196ZM200 192H201V191H200ZM200 192H199V193H200ZM262 192H263V191H262ZM12 193H13V192H12ZM18 193H19V192H18ZM18 193H16V194H18ZM30 193H31V192H30ZM57 193H58V192H57ZM64 193H66V192H64ZM119 193H120V192H119ZM126 193H127V192H125V194H126ZM138 193H139V192H138ZM138 193H136V194H138ZM237 193H238V192H237ZM253 193H254V192H253ZM257 193H258V192H257ZM2 194H3V193H2ZM6 194H7V193H6ZM20 194H21V193H20ZM33 194H35V192H34ZM41 194H42V192H41ZM111 194H112V193H111ZM172 194H173V192H172ZM186 194H187V193H185V195H186ZM203 194H204V193H203ZM235 194H236V192H235ZM261 194H262V193H261ZM263 194H264V193H263ZM14 195H15V193H14ZM31 195H32V193H31ZM97 195H98V194H97ZM101 195H102V194H101ZM159 195H160V194H159ZM159 195H157V196H159ZM162 195H163V194H162ZM167 195H168V194H167ZM169 195H170V194H169ZM174 195H175V193H174ZM199 195H200V194H199ZM233 195H234V194H233ZM258 195H260V194H258ZM9 196H10V195H9ZM23 196H24V195H23ZM53 196H55V195H53ZM83 196H84V195H83ZM110 196H112V195H110ZM131 196H132V195H131ZM139 196H140V195H139ZM139 196H137V197H139ZM143 196H144V194L142 193V196H140L139 198H143ZM160 196H161V195H160ZM170 196H171V195H170ZM178 196H179V195H178ZM188 196H189V195H188ZM195 196H196V195H195ZM195 196H194V197H195ZM217 196H218V195H217ZM237 196H238V195H237ZM260 196H261V195H260ZM262 196H263V195H262ZM5 197H6V196H5ZM28 197H29V196H28ZM38 197H39V196H38ZM61 197H62V196H61ZM104 197H105V196H104ZM108 197H109V196H108ZM126 197L128 198V195H127ZM164 197H167V196H164ZM171 197H172V196H171ZM173 197H174V196H173ZM173 197H172V198H173ZM180 197H181V196H180ZM197 197H198V196H197ZM256 197H257V196H256ZM19 198H20V197H19ZM21 198H22V197H21ZM51 198H52V197H51ZM76 198H77V197H76ZM110 198H111V197H110ZM116 198H118V197H116ZM133 198H134V197H133ZM150 198H151V196H150ZM155 198H156V197H155ZM176 198H177V197H176ZM176 198H175V199H176ZM241 198H242V196H241ZM261 198H262V197H261ZM53 199H54V198H53ZM99 199H100V198H99ZM123 199H124V198H123ZM134 199H135V198H134ZM160 199H161V198H159V200H160ZM166 199H167V198H166ZM166 199H165V200H166ZM175 199H173V200H175ZM188 199H189V197H188ZM209 199H210V198H209ZM212 199H213V197H212ZM212 199H211V200H212ZM221 199H222V198H221ZM225 199H226V198H225ZM239 199H240V198H239ZM250 199H251V198H250ZM34 200H35V199H34ZM44 200H45V198H44ZM103 200H104V199H103ZM114 200H115V199H114ZM114 200H113V201H114ZM125 200H126V199H125ZM139 200H140V199H139ZM146 200H147V199H146ZM146 200H145V201H146ZM162 200H163V199H162ZM173 200H172V201H173ZM182 200H183V199H182ZM240 200H241V199H240ZM248 200H249V199H248ZM263 200H264V199H263ZM23 201H24V200H23ZM41 201H42V200H41ZM54 201H55V200H54ZM95 201H96V200H95ZM105 201H106V200H105ZM131 201H132V200H131ZM133 201H134V203H135V200H133ZM136 201H138V200H136ZM142 201H143V200H142ZM147 201H148V200H147ZM149 201H150V200H149ZM169 201H170V200H169ZM183 201H184V200H183ZM189 201H190V200H189ZM208 201H210V200H208ZM237 201H238V200H237ZM249 201H251V200H249ZM4 202H5V201H4ZM42 202H43V201H42ZM45 202H46V201H45ZM45 202H43V203H45ZM65 202H67V200H66ZM99 202H100V201H99ZM155 202H159V201L157 200V201H155ZM164 202H165V201H164ZM179 202H180V199H179ZM187 202H188V201H187ZM202 202H203V201H202ZM210 202H211V201H210ZM220 202H221V201H220ZM240 202H241V201H240ZM11 203H12V200H11ZM17 203H20V202H17ZM53 203H54V202H53ZM59 203H60V202H59ZM110 203H111V202H110ZM149 203H151V202H149ZM170 203H171V202H170ZM170 203H169V204H170ZM172 203H173V202H172ZM213 203H214V202H213ZM263 203H264V202H263ZM1 204H2V203H1ZM3 204H4V203H3ZM9 204H10V203H9ZM12 204H13V203H12ZM39 204H41V203H39ZM46 204H47V203H46ZM99 204H100V203H99ZM105 204H106V203H105ZM122 204H123V203H122ZM124 204H125V202H124ZM126 204H127V203H126ZM135 204H137V203H135ZM145 204H146V203H145ZM174 204H175V203H174ZM179 204H181V203H179ZM179 204H178V205H179ZM186 204H187V203H186ZM218 204H219V203H218ZM233 204H235V203H233ZM51 205H52V204H51ZM69 205H70V204H69ZM80 205H81V204H80ZM90 205H92V204H90ZM115 205H116V204H115ZM130 205H131V204H130ZM130 205L128 204V206H130ZM138 205H139V204H138ZM138 205H136V206H138ZM158 205H159V204H158ZM178 205H177V206H178ZM203 205H205V204H203ZM226 205H227V204H226ZM237 205H238V204H237ZM258 205H259V204H258ZM263 205H264V204H263ZM3 206H4V205H3ZM18 206H19V205H18ZM28 206H29V205H28ZM48 206H49V205H48ZM112 206H113V204H112ZM121 206H122V205H121ZM162 206H164V205H162ZM171 206H172V205H171ZM185 206H186V205H185ZM189 206H190V203L188 202V207H189ZM213 206H214V205H213ZM4 207H5V206H4ZM41 207H42V206H41ZM49 207H50V206H49ZM55 207H56V206H55ZM81 207H82V206H81ZM106 207H107V206H106ZM118 207H119V206H118ZM124 207H125V206H124ZM124 207H123V208H124ZM142 207H143V206H142ZM153 207H154V206H153ZM156 207H157V204H156ZM158 207H159V206H158ZM258 207H259V206H258ZM19 208H20V207H19ZM31 208H33V207H31ZM46 208H48V207H46ZM64 208H65V207H64ZM92 208H93V207H92ZM120 208H121V207H120ZM133 208H134V207H133ZM139 208H141V207H139ZM149 208H150V210H151V207H150V206H149ZM168 208H169V207H168ZM174 208H175V207H174ZM180 208H182V206H181ZM206 208H207V206H206ZM214 208H215V207H214ZM219 208H220V207H219ZM236 208H237V207H236ZM4 209H5V208H4ZM6 209H7V208H6ZM8 209H9V208H8ZM12 209H13V208H12ZM12 209H11V210H12ZM14 209H15V208H14ZM78 209H79V207H78ZM97 209H98V208H97ZM97 209H95V210H97ZM135 209H136V208H135ZM188 209H189V208H188ZM207 209H208V208H207ZM221 209H222V211L224 210L223 208H221ZM225 209H226V208H225ZM28 210H29V209H28ZM40 210H41V209H40ZM53 210H54V209H53ZM122 210H124V209H122ZM9 211H10V210H9ZM16 211H17V210H16ZM48 211H49V210H48ZM115 211H116V210H115ZM135 211H136V210H135ZM153 211H154V210H153ZM153 211H152V212H153ZM177 211H178V210H177ZM207 211H208V210H207ZM224 211H225V210H224ZM35 212H37V211H35ZM35 212H34V214H36ZM42 212H43V211H42ZM62 212H63V211H62ZM73 212H74V211H73ZM80 212H81V211H80ZM97 212H98V210L96 211V213H97ZM119 212H120V211H119ZM131 212H132V211H131ZM155 212H156V211H155ZM170 212H171V211H170ZM170 212H169V213H170ZM186 212H187V210H186ZM193 212H194V211H193ZM209 212H210V210H209ZM211 212H212V211H211ZM1 213H2V211L0 212V214H1ZM30 213H31V212H30ZM49 213H50V212H49ZM115 213H116V212H115ZM224 213H225V212H224ZM230 213H231V212H230ZM8 214H11V213H8ZM16 214H17V213H16ZM32 214H33V213H32ZM42 214H43V213H42ZM46 214H47V213H46ZM106 214H107V213H106ZM137 214H138V213H137ZM172 214H173V213H172ZM179 214H182V215H183L184 213H183V212H182V213L180 212ZM186 214H187V213H186ZM195 214H196V213H195ZM226 214H227V213H226ZM29 215H30V214H29ZM36 215H37V214H36ZM40 215H41V213H40ZM52 215H53V214H52ZM52 215H51V216H52ZM77 215H78V217H80L79 214H77ZM81 215H82V214H81ZM86 215H87V214H86ZM86 215H85V216H86ZM101 215H102V214H101ZM101 215H100V216H101ZM160 215H163V212H162V214H160ZM169 215H171V214H169ZM174 215H175V214H174ZM199 215H200V214H199ZM214 215H215V214H214ZM222 215H223V214H222ZM253 215H254V214H253ZM261 215H262V214H261ZM12 216H13V215H12ZM97 216H98V215H97ZM119 216H120V215H119ZM119 216H118V217H119ZM196 216H197V215H196ZM259 216H260V215H259ZM5 217H6V216H5ZM21 217H22V216H21ZM41 217H42V216H41ZM103 217H104V216H103ZM167 217H168V216H167ZM176 217H177V216H176ZM178 217H179V216H178ZM197 217H198V216H197ZM218 217H219V216H218ZM9 218H10V217H9V215H8V219H9ZM17 218H18V217H17ZM19 218H20V217H19ZM28 218H29V217H28ZM43 218H46V217L43 216ZM60 218H61V217H60ZM83 218H84V217H83ZM114 218H115V217H114ZM120 218H121V217H120ZM159 218H160V217H159ZM164 218H165V215H164ZM181 218H182V217H181ZM202 218H203V217H201L200 219H202ZM215 218H216V217H215ZM220 218H222V217H220ZM224 218H225V217H224ZM224 218H223V219H224ZM226 218H228V217H226ZM244 218H246V217H244ZM260 218H261V217H260ZM3 219H4V217H3ZM32 219H33V218H32ZM32 219H31V220H32ZM51 219H52V218H51ZM56 219H57V218H56ZM58 219H59V217H58ZM85 219H86V218H85ZM105 219H106V218H105ZM157 219H158V218H157ZM235 219H236V218H235ZM241 219H242V218H241ZM11 220H12V219H11ZM18 220H19V219H18ZM42 220H43V219H42ZM63 220H65V219H63ZM119 220H120V219H119ZM121 220H122V219H121ZM153 220H154V219H153ZM164 220H165V219H164ZM175 220H177V218H176ZM180 220H181V219H180ZM182 220H183V219H182ZM16 221H17V220H16ZM71 221H73V220H71ZM71 221H70V222H71ZM87 221H88V220H87ZM92 221H93V220H92ZM123 221H124V220H123ZM139 221H140V220H139ZM143 221H144V220H143ZM166 221H168V220H166ZM202 221H203V220H202ZM219 221H220V220H219ZM247 221H248V220H247ZM247 221H245V223H246ZM41 222H42V221H41ZM54 222H55V221H54ZM59 222H60V221H59ZM162 222H163V221H162ZM171 222H172V221H171ZM173 222H174V221H173ZM181 222H182V221H181ZM186 222H187V221H186ZM193 222H194V221H193ZM261 222H262V221H261ZM68 223H69V222H68ZM75 223H76V220H75ZM87 223H88V222H87ZM111 223H112V222H111ZM111 223H110V225H111ZM113 223H114V222H113ZM121 223H123V222H121ZM139 223H140V222H139ZM160 223H161V222H160ZM176 223H177V222H176ZM0 224H1V223H0ZM10 224H11V223H10ZM16 224H17V223H16ZM16 224H14V225H16ZM28 224H29V223H28ZM41 224H42V223H41ZM44 224H45V223H44ZM65 224H67V223H65ZM71 224H72V223H71ZM84 224H85V223H84ZM124 224H126V223H124ZM156 224H157V222H156ZM158 224H159V222H158ZM201 224H202V222H201ZM201 224H200V225H201ZM226 224H228V223H226ZM241 224H242V223H241ZM257 224H258V223H257ZM12 225H13V224H12ZM76 225H77V224H76ZM114 225H115V224H114ZM119 225H120V224H119ZM139 225H141V224H139ZM143 225H144V224H143ZM166 225H167V224H166ZM170 225H171V224H170ZM243 225H244V224H243ZM243 225H242V227H243ZM9 226H10V225H9ZM38 226H39V225H38ZM49 226H50V225H49ZM56 226H57V225H56ZM87 226H88V224H87ZM87 226H86V227H87ZM162 226H163V225H162ZM171 226H172V225H171ZM176 226H177V225H176ZM187 226H188V225H187ZM229 226H230V225H229ZM13 227H14V226H13ZM15 227H16V226H15ZM42 227H43V226H42ZM46 227H47V228H50V227H48V226H46ZM70 227H71V226H70ZM80 227H81V226H80ZM82 227H83V226H82ZM96 227H97V226H96ZM96 227H95V228H96ZM130 227H131V226H130ZM130 227H129V228H130ZM150 227H151V226H150ZM166 227H167V226H166ZM195 227H197V226H195ZM34 228H35V227H34ZM37 228H38V227H37ZM43 228H44V227H43ZM43 228H42V229H43ZM52 228H53V227H52ZM71 228H72V227H71ZM146 228H147V227H146ZM154 228H155V227H154ZM154 228H153V229H154ZM162 228H163V227H162ZM191 228H193V226H192ZM227 228H228V227H227ZM231 228H232V227H231ZM244 228H245V227H244ZM15 229H17V228H15ZM31 229H32V228H31ZM53 229H54V228H53ZM72 229H73V228H72ZM86 229H87V228H86ZM100 229H101V228H100ZM125 229H126V228H125ZM130 229H131V228H130ZM132 229H133V228H132ZM171 229H172V228H171ZM171 229H170V230H171ZM189 229H190V228H189ZM198 229H199V226H198ZM241 229H242V228H241ZM17 230H18V229H17ZM17 230H15V231H17ZM44 230H46V229L44 228ZM60 230H61V229H60ZM92 230H93V229H92ZM101 230H102V229H101ZM101 230H100V231H101ZM174 230H175V229H174ZM174 230H173V231H174ZM183 230H184V229H183ZM183 230H182L181 232H183ZM186 230H187V228H186L184 231H186ZM257 230H258V229H257ZM257 230H256V231H257ZM7 231H8V230H7ZM26 231H27V230H26ZM26 231H25V232H26ZM54 231H55V230H54ZM54 231H53V232H54ZM72 231H73V230H72ZM126 231H127V229H126ZM126 231H125V232H126ZM155 231H156V230H155ZM155 231H153V232H155ZM176 231H177V230H176ZM192 231H194V230H192ZM195 231H196V230H195ZM195 231H194V232H195ZM198 231H199V230H198ZM252 231H253V230H252ZM9 232H10V231H9ZM62 232H63V231H62ZM87 232H88V231H87ZM105 232H106V231H105ZM105 232H104V233H105ZM107 232H109V231H107ZM107 232H106V233H107ZM141 232H142V231H141ZM171 232H172V231H171ZM171 232H169V233H171ZM174 232H175V231H174ZM178 232H179V230H178ZM246 232H247V230H246ZM250 232H251V231H250ZM19 233H20V231H19ZM39 233H40V232H39ZM106 233H105V234H106ZM116 233H117V232H116ZM162 233H163V232H162ZM186 233H187V232H186ZM189 233H190V232H189ZM189 233H188V234H189ZM16 234H17V233H16ZM143 234H144V233H143ZM155 234H156V233H155ZM155 234H154L153 236H155ZM178 234H179V233H178ZM181 234H183V233H181ZM181 234H180V235H181ZM190 234H191V233H190ZM243 234H244V233H243ZM250 234H251V233H250ZM253 234H254V233H253ZM12 235H13V234H12ZM21 235H22V234H21ZM37 235H38V234H37ZM70 235H71V234H70ZM70 235H69V236H70ZM97 235H98V233H97ZM108 235H109V234H108ZM133 235H134V234H133ZM146 235H147V234H145V237H146ZM158 235H159V234H158ZM163 235H164V234H162V237H163ZM170 235H171V234H170ZM191 235H193V234H191ZM233 235H234V234H233ZM245 235H246V234H245ZM13 236H14V235H13ZM15 236H16V235H15ZM23 236H24V235H23ZM35 236H36V235H35ZM110 236H111V235H110ZM110 236H109V237H110ZM113 236H114V235H113ZM116 236H117V235H116ZM127 236H128V235H127ZM134 236H135V235H134ZM134 236H133V237H134ZM175 236H177V234H176ZM186 236H187V235H186ZM186 236H185V237H186ZM194 236H195V235H194ZM241 236H242V235H241ZM54 237H55V236H54ZM102 237H103V234H102ZM111 237H112V236H111ZM155 237H156V236H155ZM164 237H165V236H164ZM181 237H182V236H181ZM185 237H184V238H185ZM198 237H199V236H198ZM243 237H244V236H243ZM248 237H249V236H248ZM57 238H58V237H57ZM91 238L93 239V237H91ZM98 238H99V237H98ZM100 238H101V237H100ZM116 238H117V237H116ZM120 238H121V237H120ZM122 238H123V237H122ZM125 238H126V237H125ZM127 238H128V237H127ZM127 238H126V240H127ZM130 238H131V237H130ZM147 238H148V237H147ZM168 238H169V237H168ZM176 238H178V237H176ZM189 238H190V237H189ZM25 239H26V238H25ZM31 239H32V237H31ZM49 239H50V237H49ZM89 239H90V238H89ZM89 239H87L86 241L88 242ZM94 239H95V238H94ZM110 239H111V238H110ZM128 239H129V238H128ZM135 239H136V237H135ZM160 239H161V238H160ZM160 239H159V240H160ZM162 239H163V238H162ZM171 239H172V238H171ZM242 239H243V238H242ZM7 240H8V239H7ZM26 240H27V239H26ZM50 240H52V239H50ZM79 240H80V239H79ZM82 240H83V239H82ZM117 240H118V239H117ZM120 240H121V239H120ZM147 240H148V239H147ZM156 240H157V239H156ZM173 240H174V238H173ZM182 240H183V239H182ZM185 240H186V238H185L183 241H185ZM207 240H208V239H207ZM254 240H255V239H254ZM17 241H18V240H17ZM34 241H35V240H34ZM38 241H39V239H38ZM48 241H49V240H48ZM65 241H66V240H65ZM92 241H93V243H94V241H96V240H92ZM92 241L90 240L89 242L91 243ZM111 241H112V240H111ZM123 241H124V240H123ZM157 241H158V240H157ZM160 241H161V240H160ZM183 241H182V242H183ZM212 241H213V240H212ZM236 241H237V240H236ZM239 241H240V240H239ZM13 242H14V241H13ZM25 242H26V241H25ZM25 242H24V243H25ZM28 242H30V241H28ZM72 242H73V241H72ZM116 242H117V241H116ZM191 242H192V241H191ZM234 242H235V241H234ZM246 242H247V241H246ZM251 242H252V241H251ZM15 243H16V242H15ZM60 243H61V242H60ZM112 243H114V242H112ZM135 243H136V242H135ZM161 243H162V242H161ZM183 243H184V242H183ZM195 243H197V242H195ZM205 243H206V242H205ZM207 243H208V242H207ZM258 243H259V242H258ZM16 244H17V243H16ZM34 244H35V243H34ZM83 244H84V243H83ZM88 244H89V243H88ZM105 244H106V243H105ZM119 244H120V243H119ZM122 244H123V243H122ZM127 244H129V243H127ZM133 244H134V243H133ZM148 244H149V243H148ZM148 244H147V245H148ZM213 244H214V243H213ZM213 244H212V245H213ZM215 244H216V243H215ZM261 244H262V242H261ZM1 245H2V242H1ZM81 245H82V244H81ZM91 245H92V244H91ZM113 245H115V243H114ZM125 245H126V244H125ZM129 245L131 246V244H129ZM161 245H162V244H161ZM182 245H183V244H182ZM182 245H181V246H182ZM196 245H197V244H196ZM3 246H4V245H3ZM23 246H24V245H23ZM60 246H61V245H60ZM68 246H69V245H68ZM78 246H79V245H78ZM115 246H116V245H115ZM118 246H119V245H118ZM134 246H135V245H134ZM134 246H133V247H134ZM139 246H140V245H139ZM163 246H164V245H163ZM181 246H179V248H180ZM183 246H185V244H184ZM187 246H188V245H187ZM205 246H207V245H205ZM208 246H209V245H208ZM208 246H207V248H208ZM8 247H10V246H8ZM84 247H85V246H84ZM84 247H83V248H84ZM119 247H122V246H119ZM161 247H162V246H161ZM167 247H168V245H167ZM167 247H166V248H167ZM170 247L172 248V246H170ZM174 247H175V246H174ZM212 247H213V246H212ZM11 248H12V247H11ZM33 248H34V247H33ZM79 248H80V247H79ZM79 248H78V249H79ZM81 248H82V247H81ZM85 248H86V247H85ZM88 248H89V247H88ZM106 248H107V247H106ZM111 248H112V247H111ZM113 248H114V247H113ZM131 248H132V247H131ZM139 248H140V247H139ZM147 248H148V247H147ZM154 248H155V247H154ZM181 248H182V247H181ZM191 248H192V247H191ZM209 248H210V247H209ZM1 249H2V248H1ZM3 249H4V248H3ZM5 249H7V248H5ZM5 249H4V250H5ZM9 249H10V248H9ZM62 249H63V248H62ZM70 249H71V248H70ZM73 249H74V248H73ZM75 249H76V248H75ZM86 249H87V248H86ZM182 249H183V248H182ZM186 249L189 250V248H186ZM36 250H37V249H36ZM36 250H35V251H36ZM110 250H111V249H110ZM114 250H115V249H114ZM116 250H118V249H116ZM119 250H120V248H119ZM129 250H130V249H129ZM147 250H149V249H147ZM159 250H160V249H159ZM166 250H167V249H166ZM168 250H169V249H168ZM171 250H172V249H171ZM207 250H208V249H207ZM6 251H7V250H6ZM13 251H14V249H13ZM83 251H84V250H83ZM83 251H82V252H83ZM111 251H112V250H111ZM130 251H131V250H130ZM132 251H133V250H132ZM164 251H165V250H164ZM49 252H50V251H49ZM125 252H126V251H125ZM134 252H136V251H134ZM139 252H140V250H139ZM171 252H172V251H171ZM173 252H174V251H173ZM173 252H172V253H173ZM184 252H185V251H184ZM192 252H193V251H192ZM17 253H18V252H17ZM60 253H61V252H60ZM77 253H78V252H77ZM110 253H111V252H110ZM123 253H124V252H123ZM169 253H170V251H169ZM179 253H180V252H179ZM186 253L188 254L189 251L186 252ZM7 254H9V253L7 252ZM36 254H37V253H36ZM131 254H132V253H131ZM133 254H134V253H133ZM139 254H140V253H139ZM167 254H168V253H167ZM158 255H159V254H158ZM192 255H195V254L192 253ZM3 256H4V254L2 255V257H3ZM10 256H11V255H10ZM37 256H38V255H37ZM118 256H119V254H118ZM135 256H136V255H135ZM135 256H134V258H135ZM142 256H143V255H142ZM172 256H173V255H172ZM181 256H182V255H181ZM187 256H188V255H187ZM0 257H1V256H0ZM31 257H32V256H31ZM78 257H79V256H78ZM113 257H114V251H113ZM132 257H133V255H132ZM136 257H137V256H136ZM148 257H150V256H148ZM183 257H184V256H183ZM190 257H191V256H190ZM60 258H61V257H60ZM64 258H65V257H64ZM106 258H107V257H106ZM115 258H116V257H115ZM122 258H123V257H122ZM151 258H152V257H151ZM159 258H160V257H159ZM161 258H162V257H161ZM166 258H167V257H166ZM4 259H5V258H4ZM9 259H10V258H9ZM50 259H51V258H50ZM61 259H62V258H61ZM110 259H111V258H110ZM123 259H124V258H123ZM129 259H130V257H129ZM131 259H132V258H131ZM195 259H196V258H195ZM6 260H7V259H6ZM6 260H5V261H6ZM26 260H27V259H26ZM103 260H105V259H103ZM111 260H112V259H111ZM119 260H120V259H119ZM119 260H118V261H119ZM167 260H168V259H166V261H167ZM174 260H175V259H174ZM192 260H193V259H192ZM0 261H2V260H0ZM27 261H29V260H27ZM50 261H51V260H50ZM65 261H66V260H65ZM99 261H100V260H99ZM116 261H117V260H116ZM156 261H157V260H156ZM160 261H161V260H160ZM261 261H262V260H261ZM51 262H52V261H51ZM59 262H60V261H59ZM62 262H64V261H62ZM67 262H68V261H67ZM78 262L80 263V261H77V263H78ZM126 262H127V264H128V261H126ZM157 262H158V261H157ZM253 262H254V261H253ZM5 263H6V262H5ZM17 263L19 264V262H17ZM28 263H29V262H28ZM99 263H100V262H99ZM120 263H121V262H120ZM181 263H182V262H181ZM189 263H191V262H189ZM0 264H2V263H0ZM6 264H7V263H6ZM9 264H10V263H9ZM61 264H62V263H61ZM114 264H115V263H114ZM158 264H159V263H158ZM162 264H164V263H162ZM166 264H167V263H166ZM195 264H196V263H195Z\"/></svg>",
    "mask_w": 264,
    "mask_h": 264
}]
</instances>
